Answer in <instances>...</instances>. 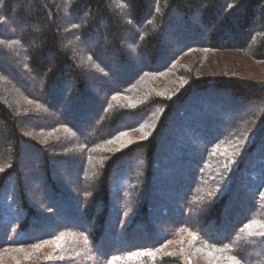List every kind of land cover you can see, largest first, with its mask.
I'll return each instance as SVG.
<instances>
[{
    "label": "trees",
    "instance_id": "obj_1",
    "mask_svg": "<svg viewBox=\"0 0 264 264\" xmlns=\"http://www.w3.org/2000/svg\"><path fill=\"white\" fill-rule=\"evenodd\" d=\"M202 50L264 62V0H0V217L18 232L0 249L58 255L64 222L114 264H264V77L213 75Z\"/></svg>",
    "mask_w": 264,
    "mask_h": 264
},
{
    "label": "rangeland",
    "instance_id": "obj_2",
    "mask_svg": "<svg viewBox=\"0 0 264 264\" xmlns=\"http://www.w3.org/2000/svg\"><path fill=\"white\" fill-rule=\"evenodd\" d=\"M201 29H204L200 26V31ZM205 33V32H204ZM199 36V35H198ZM201 36V34H200ZM197 37V40L201 41V37ZM208 38V36H205V38ZM210 37L208 38V40ZM178 47L174 41H171L168 44V51H172L173 49H176ZM198 55H201L204 59L203 63L205 65H210L211 71L213 75H218V74H224L226 73L228 76H240L241 78L244 79H250V80H261L264 77V62H258L256 60H253V58L247 56L246 54L240 52V50L236 51L234 50L233 52H226V53H215L214 51L211 50H202L198 51L196 53ZM104 58L105 56L102 55ZM130 62H134V60L131 57L127 58ZM166 59L162 58L160 60V63L164 62ZM111 75H114V69L112 68L111 70ZM94 92V90H93ZM99 91H96L98 93ZM97 95V94H96ZM240 101L236 99V107L237 109H246V105H242L239 103ZM28 106L33 105L30 103V101H27ZM36 107V103L33 105ZM58 109L60 107L62 108V103L58 105ZM250 106V105H249ZM60 113V112H59ZM92 116V115H91ZM90 116V117H91ZM71 121V120H69ZM88 125V123H84L81 126L78 125V128H81L82 126ZM48 139L50 138L47 135ZM136 133H127L123 137L122 143H129L130 141L134 140L136 138ZM136 158V157H134ZM262 161H264V157L261 158ZM59 166H63L69 171L72 169L70 167L71 160L65 159L64 161L59 162ZM73 167L75 166L74 163H71ZM26 168L28 166L26 165ZM168 172V169H164V173ZM68 177L66 179H72L75 177L74 170L67 175ZM34 182V179L28 180L26 185H32ZM118 184L114 183L115 187L113 186L111 189L113 190V202H117L119 199V193L118 191ZM156 190H162V185H158L157 183L153 184ZM160 187V188H159ZM112 194V193H111ZM166 194L164 191L162 192V196L164 197ZM167 198V197H166ZM179 200V197H178ZM176 200V201H178ZM175 199L170 201L168 198L166 200L167 204L169 207L173 208L175 205ZM112 202V201H111ZM124 204V201H123ZM116 207L113 210L114 217L112 216L111 218V223H113L117 218L118 214L120 213V207L119 206H114ZM174 212L170 213V215L167 216H173ZM166 216V215H165ZM123 217V216H122ZM173 219V217H170ZM122 220V218H121ZM162 221L156 223V228H154L155 231H160L162 230L161 225L163 224L164 220L161 219ZM53 222L58 223L60 225V221L55 217L53 221L45 225L42 229H35V233L37 232H43L45 231L47 234L52 231V226ZM227 224V223H226ZM62 227L59 231V235L63 238H65L69 245L70 249H62L58 255H55L53 253H49L48 251L52 250L54 253H58L55 251V246H51L47 250H40L38 251L34 256L30 257V248H19L16 250H11L10 248H2L0 249V264H7L10 262L15 261L16 263L22 262L25 260L24 264H114L112 260L116 259L120 254L117 252H113V250L109 247L104 246L103 241H100L96 245L92 246L91 241L87 240L85 236V231L83 230H77L74 228H68L64 222L61 223ZM126 229L128 226V223L125 224ZM227 226V225H226ZM17 228V219L11 224L10 228H7V225L4 223L3 219L0 217V240L7 242L10 238H12L14 235H17L18 232L16 230ZM225 228V227H224ZM124 227L121 226L119 231L116 234V246L121 247L123 244H125L126 240L128 239L127 232H124ZM259 230L262 231L263 228L259 227ZM33 231V232H34ZM206 233L209 234H216L217 236L221 233H217V231H214V228L211 226H208V228H205ZM136 234L133 236L134 239L136 240H141L142 239V232H139L138 230H135ZM130 234V232H129ZM112 235V232L110 233ZM130 236V235H129ZM55 237V235H54ZM145 237V236H143ZM50 240V239H49ZM48 240V241H49ZM47 241V242H48ZM107 244L111 243V239L107 238ZM53 243L52 241H49V244ZM69 251L73 253H69ZM48 252V254H46ZM106 252L104 255L103 253ZM38 254V255H37ZM74 254H76V257L74 258ZM43 255V257H42ZM43 258L42 261L40 262V258ZM72 260V262H70ZM205 262V261H204ZM188 263H190L188 259ZM144 264H156L153 261L150 262H145Z\"/></svg>",
    "mask_w": 264,
    "mask_h": 264
},
{
    "label": "snow or ice",
    "instance_id": "obj_3",
    "mask_svg": "<svg viewBox=\"0 0 264 264\" xmlns=\"http://www.w3.org/2000/svg\"><path fill=\"white\" fill-rule=\"evenodd\" d=\"M123 135V133H122ZM252 223H258V222H255L253 221ZM245 227H249V225H246ZM259 227L260 228H264V224H259ZM261 235H264V232L260 233ZM193 239H195V236L193 237ZM229 261H230V264H238V262L236 261V258L235 257H228Z\"/></svg>",
    "mask_w": 264,
    "mask_h": 264
}]
</instances>
